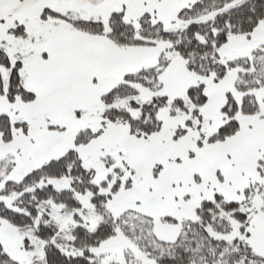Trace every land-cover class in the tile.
Listing matches in <instances>:
<instances>
[{
	"label": "rangeland",
	"instance_id": "rangeland-1",
	"mask_svg": "<svg viewBox=\"0 0 264 264\" xmlns=\"http://www.w3.org/2000/svg\"><path fill=\"white\" fill-rule=\"evenodd\" d=\"M196 1L0 0V48L10 61L9 66H0L4 89L0 113L8 114L12 122L10 140L0 133V201L19 211V192L1 195L10 182H21L32 171L76 150L84 167L93 170V183H104L102 192L113 194L105 203L108 215L121 227H130L138 241L163 252L160 244L177 240L185 223L196 218L202 201L220 194L251 213L246 242L264 259V178L258 170L264 160L263 92H255L258 113L243 115L240 108L234 114L239 132L211 144L208 138L233 117L222 110L227 93L242 103L235 87L237 72L213 82L187 70L181 57L166 50L169 45L164 41L152 47H119L107 36L114 12H123L127 21L136 24L145 15L146 22H161L166 30L212 19L213 14L197 20L180 18L181 11ZM46 9L65 16L71 13L72 19L101 21L105 31L95 35L74 28L65 18H42ZM263 46L261 23L248 37L231 33L218 47L219 61L252 57V51ZM19 63L22 85L35 97L11 102L7 97L10 76ZM155 67L159 71L156 89L137 86L135 100L143 103L164 96L166 104L158 112L161 129L138 134L128 123L105 114L102 97L126 75ZM199 84L205 85L208 97L202 107L187 96L188 89ZM176 98L185 101L187 110L171 113ZM46 183L63 190L69 188L70 179ZM75 196L81 203L78 209L69 211L51 203L49 212L56 233L67 239H73L74 227L95 230L105 219L91 193L75 192ZM41 219L42 214L36 226ZM120 230L91 249L101 264H155ZM34 234L0 218V244L11 256V264L45 262V246L55 240L44 241ZM228 237L233 236H223Z\"/></svg>",
	"mask_w": 264,
	"mask_h": 264
},
{
	"label": "trees",
	"instance_id": "trees-1",
	"mask_svg": "<svg viewBox=\"0 0 264 264\" xmlns=\"http://www.w3.org/2000/svg\"><path fill=\"white\" fill-rule=\"evenodd\" d=\"M70 14L65 16L53 9H46L42 18L53 15L68 19L74 28L87 33H104L101 21L72 19ZM207 14H213L214 17L207 21H193L182 29L166 30L161 22H146L145 15L136 24L127 21L123 12H114L109 21L107 36L119 47H152L164 41L169 45L166 50L174 51L181 57L187 70L213 82L225 79L231 71L237 72L235 87L242 94V103L240 105L233 101L231 94L227 93L228 101L222 110L229 111L233 117L208 138V142L212 144L227 141L239 132L240 123L234 118V114L240 108L243 115L258 113L254 102L255 92L262 91L264 94V46L254 49L252 57L227 62L219 61L218 47L227 41L231 33L248 37L264 23V0H198L191 7L182 10L180 18L197 20ZM1 65L9 66L10 61L7 53L0 48ZM18 66L20 67V63L12 71L9 81L7 97L11 102L18 97L25 101L35 97L33 92L23 87ZM158 73V68L155 67L126 75L122 83L102 97L106 107L105 114L111 116L112 120L120 119L128 123L129 128L138 134L151 135L160 131L158 112L166 104L164 96H156L143 103L135 100L137 86L156 89ZM0 81V91L4 92L3 82L1 79ZM187 96L196 107L204 106L208 100L204 84L189 88ZM172 106L173 114L187 110L182 98H176ZM11 129V117L0 113V133L6 140L12 137ZM258 170L264 178L263 159L259 162ZM63 177L70 179L69 188L58 190L46 183L49 179ZM92 178L93 170L85 168L76 150H71L67 155L32 171L21 182H10L1 195L19 192V211L0 201V218L22 232L34 230V235L41 240H55V243L46 244L45 262L42 264H101L91 249L117 235L119 228L133 244L144 249L145 255L155 264H243L244 259L247 261L245 264H264V259L256 256L246 242L251 213L243 210L238 202L227 201L220 194L203 200L197 209L196 218L185 223L177 240L161 243L164 251L159 252L144 240L143 243L138 241L130 227H121L111 214L108 215L105 203L112 199L113 194L103 193L101 188L105 184L93 183ZM75 192L91 193L97 212L105 216V219L95 230L83 225L74 227L71 231L73 239H67L56 233V226L49 212L51 203L63 205L69 211L81 207ZM40 214L42 222L36 226L35 222ZM228 235L233 237L223 238ZM0 264H11V256L1 244Z\"/></svg>",
	"mask_w": 264,
	"mask_h": 264
},
{
	"label": "crops",
	"instance_id": "crops-1",
	"mask_svg": "<svg viewBox=\"0 0 264 264\" xmlns=\"http://www.w3.org/2000/svg\"><path fill=\"white\" fill-rule=\"evenodd\" d=\"M152 264V263H151Z\"/></svg>",
	"mask_w": 264,
	"mask_h": 264
}]
</instances>
